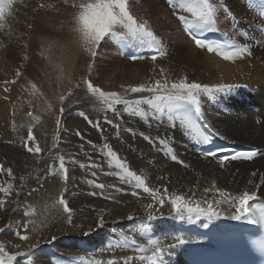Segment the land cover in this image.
Segmentation results:
<instances>
[{
	"label": "bare ground",
	"instance_id": "1",
	"mask_svg": "<svg viewBox=\"0 0 264 264\" xmlns=\"http://www.w3.org/2000/svg\"><path fill=\"white\" fill-rule=\"evenodd\" d=\"M58 1L65 3V0H14L4 21L0 22V42L5 47L4 66L8 68L10 65L11 71L15 67L21 71L23 67L18 62L19 55L27 53L22 76L25 79L20 77L10 89L0 85V164L12 168L15 177L12 180L6 173L0 175V183L11 182L14 185L9 203L4 211H0V228L4 229L0 232V243L10 252L17 251L14 247L17 243L22 245V251H27L30 244H36V248L32 249L33 264H95V261H107L112 256L119 258L133 255L132 246L124 244L123 237L128 236L145 244L148 240H155L161 247L155 257L149 252L146 254L148 259H137L133 264H188L179 240L196 241L184 231L189 223L206 229L205 225L229 227L236 222L244 224L246 220L230 219L227 205L220 207L222 215L219 217L210 219L201 216L193 221L185 217L180 220L170 215V205L165 203L162 208L156 205L157 210L153 213L156 219L148 221L146 217L149 210L145 205L152 201L142 191L138 197L131 195L136 189L119 179L116 174L118 169L109 167L103 155L106 151L103 144H109L131 170L145 178L150 187H159L161 192L167 187L169 195L177 193L189 197L194 193L196 200L215 199L214 191H203L206 187L211 188L213 182L233 194L257 190L255 185L264 176V34L259 35V31L256 33L255 27L263 28L264 32V15L260 9L257 11L251 0H225L229 11L220 10L217 17L223 19L222 25L243 28L247 37L243 34L232 36L218 23L216 27H220L218 30L228 44L246 46L252 53L251 56L228 61L198 49L184 31L182 34L171 33L169 21L163 24L155 15H166L165 19L168 20L171 14L154 0H146L142 9L138 6L146 14L137 12L135 0H129L132 14L141 22H148L156 39L161 42L162 50L167 53L155 62L150 58L133 62L111 43L112 40L102 42L96 57L91 58L76 31L75 16L80 8ZM90 2L93 0H82L81 4ZM77 3L75 0L74 5ZM38 4L50 7L45 21L40 22L33 17L32 12L38 10ZM167 6L176 15L183 14L192 19L190 13ZM67 9H70L68 13L60 14ZM11 11L12 15L9 14ZM31 17L33 23H30ZM21 21L30 24L33 29L26 39L29 45L25 47L26 51L21 45L25 40H18L11 34L13 29L23 28ZM126 40L131 52L144 48L148 50L146 45H141L131 37ZM9 55L13 61L7 58ZM77 63L80 64L79 68ZM89 64L92 65L91 70ZM185 77L188 82L233 85L231 89L215 93L212 97L202 96V116L224 139L260 147L259 155L252 160L227 162L221 168L216 159L205 158L194 152L192 143L195 138L181 116L172 110L156 112L153 106L144 103L138 106L136 115L125 111L123 104L115 106L116 112L105 111L106 106L91 98L83 83V80L90 79L103 91L117 92L121 97L134 101L141 96L150 97L151 94L131 93L126 91L129 86L151 85L156 80L163 83L165 79L170 85ZM243 84H247L246 89L239 87ZM66 89L68 92L63 102L52 96L54 93L61 95ZM69 92L71 95H68ZM242 95L246 96L247 102H243ZM62 103L67 105V111L60 118L58 132H55L54 110ZM29 109L35 110V114L34 111L32 113L34 117L39 116L38 121L26 115L25 111ZM76 110L84 112L93 122L99 121L103 131L90 125ZM105 117L113 123H106ZM173 123L177 127H171ZM115 125H119V128ZM29 126L33 128V134L42 148L39 161L23 147ZM128 129H132L135 134ZM77 131L83 139L76 135ZM141 133L153 137L155 142L145 140ZM158 138H166L168 146L188 167L173 161L167 150L159 144ZM54 143L58 145L56 148L52 147ZM59 156L65 157L68 168L69 179L64 186L59 184V168L53 167L58 164ZM82 163L100 167L81 168ZM253 171L257 172L256 177L251 176ZM92 172L96 173L95 177L91 175ZM21 176L23 180L19 179ZM93 179L104 184L105 188L97 189L87 183ZM249 180L253 183L249 184ZM61 192L73 209L71 225L67 223V214L63 211L55 214L53 211ZM91 192L97 195H90ZM258 194L264 197V184H261ZM101 209L104 210L105 223L97 227L96 220ZM24 212L32 215L25 216ZM129 215L135 219L129 220ZM28 219L34 220L36 226L29 225L27 234L30 240L22 242L15 232L19 223ZM84 232H89V235H83ZM52 236L56 239L51 240ZM110 243L117 246L110 249ZM146 246L151 249V245Z\"/></svg>",
	"mask_w": 264,
	"mask_h": 264
},
{
	"label": "snow or ice",
	"instance_id": "2",
	"mask_svg": "<svg viewBox=\"0 0 264 264\" xmlns=\"http://www.w3.org/2000/svg\"><path fill=\"white\" fill-rule=\"evenodd\" d=\"M14 0H0V22L4 21L6 12L12 7ZM68 0H65L67 3ZM166 3L175 10L177 7L182 9L184 12L190 13L192 19H188L185 15H178L177 19L181 25L184 26V31L187 32L192 42L198 49H204L209 53L215 52L217 55L221 56L224 60L234 61L237 58H243L245 56H251V51L246 47L237 46L235 44L229 45V50L224 51L222 46L214 42L208 41L206 37L203 36L205 32H214L218 31L216 27L217 24V13L220 10L224 12L229 11L225 4V0H166ZM76 7V5H72ZM43 7V5H40ZM80 11L75 16L76 20V31L79 33L80 40L87 52H89L91 57H96L97 50L102 42H107L108 40L113 41H125L127 38L131 37L140 42L141 45H146L152 55L150 59L156 61L158 57L167 55L161 48V42L158 41L148 25L147 21L141 22L138 20L130 10L129 0H93V2L79 5ZM2 26V25H0ZM144 57L139 55H132L130 59L138 60L143 59ZM92 65L89 64V69L91 70ZM163 73V70H161ZM17 76H20V72L17 71ZM5 83H15V81H5ZM84 85L86 86V91L91 98L96 99L98 102L105 105V111L116 112V105H125V111L130 112V114L136 115L139 112L138 106L144 103L153 106L156 112H163L165 109L169 111L173 109H183L186 112L194 114V116L203 121L204 118L201 113V97H212L215 93L229 90L233 87L231 84H201L197 82H188L187 77L180 79L178 82L174 81L170 85L168 81L162 83L160 80H156L154 84L145 85L140 84L137 86H129L126 91L131 93H149L150 97L141 96L136 100H128L117 92H105L100 87L95 86L90 79L83 80ZM79 87V84L76 85ZM33 88L36 86L33 84ZM123 87V86H122ZM5 92L8 91L7 88L4 89ZM71 95V92L68 93ZM7 99V97H5ZM60 101L65 100V96H60ZM64 109L60 108V114L63 115ZM82 116L90 125L97 128L99 131H103L100 128L99 121L93 122L88 118L84 112L78 113ZM29 117H32L33 120L38 121L39 117H34L31 112L28 113ZM105 122L112 124L111 120H108L105 117ZM57 129L59 130L61 125V120L59 118L55 121ZM119 128V125H115ZM171 127H177L175 123L171 124ZM202 128L204 131L201 133L199 142L208 145L210 144L215 137H220L224 139L223 136L209 123L206 121L202 123ZM127 131L133 132L132 129ZM76 135L82 137V134L77 131ZM145 140H148L150 143L155 142L154 138L151 136L144 135ZM58 139V138H57ZM159 144L163 149H166L173 161H176L182 164L184 167H188L183 160H179L177 155L174 153V150L168 146L166 138H158ZM91 143V141H89ZM58 145L54 143L53 148H56ZM24 149L36 156L37 161L41 159L40 153L42 148L37 142L36 137L33 134V128L31 126L27 129V136L23 142ZM95 147V145H93ZM103 149L106 151L103 152V155L107 159L109 167H114L119 171L116 173L119 179L128 184L130 187L136 189L131 192V195L138 197L140 192L147 194L152 202L145 205V208L149 211L147 212L146 219L148 221L156 219V216L153 214L157 209L156 205H159L161 208L168 203L171 208L170 215H173L174 218L183 220L185 217L189 221L193 219H199L201 216H206L208 218L219 217L222 215L220 207L222 205H227L230 209L229 218L232 220H247L252 224H260L264 226V203H254L264 200V197L258 194V190L261 184H264V176L260 177V183L255 185L257 190L249 191L244 190L239 194H233L230 191L217 187L215 182L212 183L211 188H204L205 193L215 192V199L203 198L201 200L194 199V193L192 196L186 197L182 194L172 193L169 195L167 187H164L163 192L159 187L153 188L148 185L145 178L142 175L137 174V172L131 170L127 162L118 156L112 147L104 143ZM51 151V149L49 150ZM227 148H219L217 150H207L202 152V156L212 157L218 161V164L221 168L226 166L227 162L234 160H252L257 155H259L258 149H251L245 152H235L231 155L221 156L219 153L229 152ZM72 162H75L73 160ZM53 167H58L60 174L65 184L69 179L68 168L66 166V161L64 156H59L58 164L53 165ZM81 168L86 167H100L96 164H80ZM4 173L7 174L12 180L15 179L13 170L10 167H5L3 164H0V175ZM55 174V173H52ZM93 177L96 176L95 172H92ZM251 176L256 177L257 172L253 171ZM20 180H23L24 177H19ZM87 183L94 188L103 190L105 185L102 183H97L94 179L88 180ZM249 184H252L253 181L249 180ZM115 187V186H112ZM67 189L65 188L64 191ZM117 191H123V189H116ZM139 190V191H137ZM14 185L9 182L6 184L0 183V211H4L6 204L9 203L8 198L13 195ZM103 193H101L102 195ZM90 195H97L96 192H91ZM106 199H114L112 197H105ZM119 203V201H116ZM58 204L62 206L63 213L67 214L66 219L68 224H72V212L73 209L69 206L68 200L64 197V193L61 192ZM110 211V210H109ZM23 215L31 216L32 213L24 212ZM162 215V213H161ZM129 220H134L135 217L129 215L127 217ZM105 223L104 210L101 209L100 213L97 216L96 225L97 227H102ZM29 225L33 227L36 226V222L32 219L27 221H21L18 225V230L15 232V235L22 242H28L30 236L27 234L29 231ZM147 227V226H145ZM207 227V225H205ZM4 229L0 228V232H3ZM24 233V234H22ZM83 235H89V232H84ZM56 237L52 236L51 240H55ZM179 240V238H177ZM124 244H130L133 249V255H124L121 257L112 256L107 259V261H95V264H133V261L139 259L140 261H145L149 257L146 255L151 252V256L155 257L161 251V247L158 241L148 240L147 245H151V249L146 246L145 242H138L136 239H132L128 236L123 237ZM50 242V241H49ZM180 243H183L182 240H179ZM36 244H30L27 251L20 250L22 245L17 243L14 245L17 251L10 252L6 250L4 244L0 243V264H33L32 249L36 248ZM117 245L109 244V248H114ZM124 246V245H120ZM259 247L264 250V238L259 240ZM18 258H21L18 260ZM83 260V257H81Z\"/></svg>",
	"mask_w": 264,
	"mask_h": 264
},
{
	"label": "rangeland",
	"instance_id": "3",
	"mask_svg": "<svg viewBox=\"0 0 264 264\" xmlns=\"http://www.w3.org/2000/svg\"><path fill=\"white\" fill-rule=\"evenodd\" d=\"M74 1L75 0H72V2H67V4L69 5V6H71L72 7V5H74ZM81 1V2H80ZM146 0H135V2H134V4L136 5V7H135V9L137 8V12L139 11V12H144V11H141V10H139L138 9V6H140V8H141V6H145L146 5V2H145ZM155 1V3H158V5H160L161 7H163L166 11L168 10V12L171 14V16L172 17H170V19L168 18V20L167 19H165L166 18V15L164 16V15H159V17L157 16V14H155L156 15V17L157 18H159L160 20L159 21H161V22H163V24H165L166 22H168L169 21V25H171V27H172V32L171 33H175V34H182L183 33V31L181 30V24H179V22H178V20H177V16L178 15H176L175 13H174V11L173 10H171V7H168L167 6V4H166V0H154ZM58 2H62V1H58ZM76 2H78L77 4H76V7H79V5L82 3V0H76ZM62 4L64 5L65 3L64 2H62ZM254 3H252V5H253ZM52 5H54V4H52ZM37 6V5H36ZM255 7V6H254ZM228 8V7H227ZM256 9H257V11L259 10V8H257V7H255ZM61 9V8H60ZM59 9V10H60ZM134 9V10H135ZM142 9V8H141ZM52 10H53V8H52ZM58 10V11H59ZM47 11H51L50 10V7H48V6H44V7H40V5L38 4V10H36L35 12H32L33 13V17L34 18H36V19H38V21L40 20V22L41 21H45L46 19H47V16H49L48 15V12ZM70 11V9H67L65 12H63V13H60V14H66V13H68ZM173 11V12H172ZM12 13V11L11 12H9V14H11ZM174 13V14H173ZM144 14H146L145 12H144ZM173 14V15H172ZM12 15V14H11ZM73 15H74V13H73ZM176 15V16H175ZM45 16V17H44ZM174 16V17H173ZM71 17H72V14H71ZM26 18V17H25ZM32 18V17H31ZM45 18V19H44ZM172 18V19H171ZM30 20V19H29ZM165 20H167V21H165ZM231 20V19H230ZM26 21V20H25ZM27 22V21H26ZM26 22H24V21H21V25H22V27L23 28H16L15 30L13 29L12 31H11V34H14L15 36H16V38L18 39V40H20V38L21 39H23V40H25L24 42V44H21L23 47H24V51H26V46H29V45H27V43H26V39L27 38H29V35H30V30H32L33 31V29H32V26L29 24H27L26 25ZM33 23L34 22V19L32 18V20H30V23ZM151 23H153V22H151ZM217 23L220 25V26H222V28L224 29V30H227V32H229L232 36H236V37H239L240 35H242L243 34V36H246L247 37V33H245L244 32V30H243V28H234V27H231L230 25H228V24H224V25H222L223 24V19L221 18V17H217ZM175 24V25H174ZM151 25V24H150ZM152 25H154V23L152 24ZM158 25V24H157ZM21 27V26H20ZM34 28V27H33ZM220 27H218V29H219ZM234 28V29H233ZM254 28V27H253ZM179 29V30H178ZM245 29H248V28H245ZM262 29L263 28H258V27H255V30H256V33L259 31V35L261 34H264V32L262 31ZM229 30V31H228ZM30 31V32H29ZM218 31H220V30H218ZM182 32V33H181ZM1 41V40H0ZM7 42V41H6ZM2 44V42H0V85H3V87H6L7 86V88L8 89H10V87L12 86V85H14L15 83H17L18 82V80L19 79H21L20 77H22L24 74V70H23V68H25L26 67V57H27V53H20V55H19V58H20V61H18V62H20L21 64H22V69H21V71L20 70H18L17 69V67H15V68H13L12 69V71H11V67H10V65H9V67L7 68V67H5L4 66V64H3V58H4V56H3V54H5L4 53V46L3 45H1ZM115 46L118 48V46L116 45V43H115ZM118 50H119V48H118ZM120 51V50H119ZM121 52V51H120ZM145 52H146V49H145ZM108 54H114L113 52H108ZM11 55V54H10ZM8 56L7 58H9L10 60H14L13 59V57H11V56ZM125 56V55H124ZM91 58H93V57H91ZM128 60H130V61H133V62H136L137 60H132V59H130V57H126ZM143 59H146V56H144V58ZM139 60V59H138ZM11 61V62H12ZM264 61V60H263ZM13 64V63H12ZM18 65V64H17ZM79 63H77V67L79 68ZM12 66V65H11ZM21 67V66H20ZM16 70V71H15ZM17 71H19L20 72V76H17L16 75V73H17ZM11 72H13V73H11ZM4 77V78H3ZM22 78H24L25 79V76L24 77H22ZM5 81H15V83H5ZM243 86H246V85H243ZM243 88V87H242ZM245 88V87H244ZM68 91H67V89L65 90V92L63 93V94H61V95H59V94H56V93H54V94H52V96L54 97V99L55 100H59V98H60V96H66V93H67ZM249 96H250V93H249ZM245 97L246 96H244V95H242L241 96V98H242V100L244 99V101L243 102H245L246 100H245ZM247 102V101H246ZM23 106H25V105H23ZM26 108H27V106H25ZM61 107H63V109H64V112H63V114H65L66 113V111H67V105L65 104V103H62V105H57L56 106V108H58V109H56V110H54V112H55V119H57V118H62V116H61V114H60V108ZM31 112L32 113V111H34V114H35V110H33V109H29V110H27V111H25V113H26V115H28V113L29 112ZM77 111V114L79 113V110H76ZM33 114V113H32ZM34 114H33V116H34ZM79 115V114H78ZM37 116H38V114H37ZM80 116V115H79ZM39 117V116H38ZM30 119H32V117H30ZM64 120V119H63ZM55 132H58V129H57V126H55ZM59 184H60V186H64L65 185V183H64V181H63V179H62V176H60L59 178ZM58 202V201H57ZM56 202V203H57ZM55 203V206H54V209H53V211L55 212V214H57V213H59V212H61L62 211V206H60L58 203L56 204Z\"/></svg>",
	"mask_w": 264,
	"mask_h": 264
}]
</instances>
